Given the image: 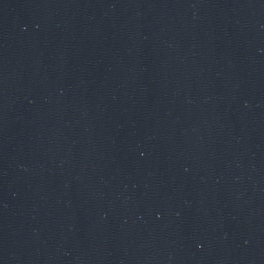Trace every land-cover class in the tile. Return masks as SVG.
<instances>
[{"label":"water","instance_id":"1","mask_svg":"<svg viewBox=\"0 0 264 264\" xmlns=\"http://www.w3.org/2000/svg\"><path fill=\"white\" fill-rule=\"evenodd\" d=\"M0 264H264V0H0Z\"/></svg>","mask_w":264,"mask_h":264}]
</instances>
